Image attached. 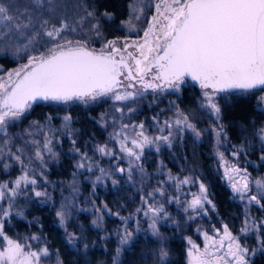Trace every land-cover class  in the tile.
<instances>
[{"label": "snow or ice", "instance_id": "obj_1", "mask_svg": "<svg viewBox=\"0 0 264 264\" xmlns=\"http://www.w3.org/2000/svg\"><path fill=\"white\" fill-rule=\"evenodd\" d=\"M108 7L103 0H0V53L26 60L0 77V171L7 174L15 164L21 166L15 179L0 181V238L4 242L0 245V264H44L51 256L55 257V264H65L58 250L51 253L46 243L37 245L34 250L30 244L7 236L4 227L6 218L13 214L23 216V210H17L16 204L20 196L29 201L32 196L40 198L41 204L52 202L47 190H37L35 169L31 165L38 161L43 167L45 154L57 156L51 146L50 133L60 131L69 138L75 134L71 128L72 117L68 114L58 130L50 127L52 117L46 118L45 125L32 121L19 134H11L10 128L22 122L26 113L40 102L89 105L102 98L110 99L111 121L107 114H102L101 120L105 127L117 125L108 138L116 147L97 144L94 150L113 161L127 160L128 166H115L111 172L99 168L98 162L75 147L77 141L72 139V151L79 156L75 167L89 173L99 169L100 175L92 181L93 194L96 185L115 174L126 175V183L130 186L135 184V175L139 174L143 184L147 176L142 163L146 150L155 149L159 153L162 147L172 149L177 141L183 140L186 132L200 140L207 129H198L192 122L193 117L182 111L175 101H170V106L164 110L175 108L173 117L163 122L153 117L157 134L149 135L143 121L136 125L123 122L136 111L127 104L143 98L149 90L155 104L158 96L180 93L189 80L201 90L198 107L215 118L212 128L216 139L214 155L223 169L221 179L231 188L233 197L245 204V212L236 234L227 223H221L219 228L213 226V234L201 233L203 247L190 236L184 237L186 264H254V256L258 253L264 256V218L252 216L248 209L257 206L264 211V176L253 178L247 168L229 162L219 151L223 146L220 138L223 136L226 141L227 134L219 123L222 108L218 93L231 95L234 90L240 95L254 97L256 108L264 113V0H153L150 3L128 0L127 19L121 20L118 27L132 32L146 19L147 27L137 40L104 38V25L112 22L115 16ZM152 8L154 14L146 18V11ZM92 40L103 41L99 50L89 47ZM257 92L262 95L257 96ZM38 133L43 134V141L35 139ZM258 138L264 145V126L258 129ZM18 140L23 143L13 151ZM33 147L34 151L26 152ZM243 151V145L234 146L231 155L239 157ZM260 159L264 160V155ZM158 174L165 179L158 181L152 191L138 190L142 204L129 216L119 217L122 227L115 233L99 237L101 240H108L111 235L117 238L112 264H123V253L132 251L141 231L153 238L156 245L147 255L141 253V258L152 257L154 264H172L170 246L161 226L171 222L179 229L180 223L171 217L165 204L175 203L181 207L187 221L207 215L208 206L215 209L202 178L191 172L183 177L163 171ZM118 183L112 179L114 186ZM166 186L173 187L175 194L168 196ZM184 186H196L198 190L185 192ZM78 194L79 187L74 179L69 196L62 199L58 208L53 202V210L59 227L65 230L66 245L75 253L86 254L89 244L83 226H80L79 235L67 231L73 209L89 210L76 208ZM157 196L162 199L157 201ZM104 207L107 209L106 205ZM93 209L98 215L91 225L102 230L103 213L94 202ZM108 214L119 216L111 210ZM134 218L137 225L130 230V221ZM141 222L146 223V228L140 227ZM248 234L254 235V246L242 239ZM26 239L40 240L41 237L33 234ZM75 264H79V257Z\"/></svg>", "mask_w": 264, "mask_h": 264}, {"label": "trees", "instance_id": "obj_2", "mask_svg": "<svg viewBox=\"0 0 264 264\" xmlns=\"http://www.w3.org/2000/svg\"><path fill=\"white\" fill-rule=\"evenodd\" d=\"M108 5V10L115 13L114 20L104 25L103 34L106 40L122 38L121 29L118 27L120 21L127 17L126 4L128 0H103ZM103 10V9H101ZM22 59L16 61L10 56L0 53V66L5 70H12L16 66L25 63ZM200 91L187 83L180 93L171 96L172 100L179 104V107L189 114L194 111L197 117V110H200L197 104V97ZM261 93L257 92L259 96ZM103 101H100L99 107L76 104L67 111L66 114L72 117V129L75 134L71 139L90 145V141L96 136L102 134L100 124L97 122L98 114L102 111ZM56 102H40L26 113L25 118L39 123L46 120L47 117H55ZM255 98H249L246 95H240L236 92L229 95V100L221 103L220 120L224 125L225 133L231 144L244 146V152L252 161L259 160L261 151V142L258 138V129L264 123V113L256 108ZM59 113V111H58ZM59 115V114H58ZM193 117V114H189ZM200 127L208 124L206 114L200 115ZM12 127L11 130H15ZM206 132V131H205ZM100 141V140H99ZM182 143V144H181ZM176 143L172 151L162 157L166 161L170 170H177L178 167H188L192 169L193 174L202 178L208 186L210 199L215 205L214 215L222 222L230 225H237L241 219L242 206L234 200L226 184L221 179L219 173L215 170L214 158L211 155L210 135L205 133L202 141L196 142L192 137L186 136L183 142ZM78 145V144H76ZM71 143L64 141V146L58 150L57 156L49 163L47 170L40 179L39 190H47L52 197V202L41 204L40 198L32 196L31 201L27 200L22 204L23 216L13 214L5 220L4 232L7 236L28 241L27 237L33 234L40 236L43 243L47 244L51 253L59 251L65 264H75L79 257V264H112V256L117 247V238L111 235L108 240H101L108 234L115 233L118 225H121V217L124 214L123 208L126 206L128 214L134 210L138 195L133 189L119 182L113 185L111 180L102 181L96 185L93 194L94 178H83L77 176L72 166V157L68 154ZM260 173H264V164L258 168ZM75 174V177H74ZM77 176V177H76ZM90 176V175H89ZM78 184L79 194L75 200L76 208L89 209L88 211H76L73 209L72 216L69 218L68 232H76L79 235L80 226H83L89 249L86 254L75 253L65 242V230L59 227L53 210L60 206V202L65 196H69L73 181ZM31 194V191H29ZM93 202L96 208L101 209L103 213L102 230L92 227L91 222L97 215H92L90 211L93 208ZM107 206L105 209L104 206ZM108 210L113 213H119V216L108 214ZM145 228L142 227V229ZM168 229V228H167ZM175 228H169L166 231V237L170 246V259L172 264H185V242L182 232ZM182 231V230H181ZM1 242V238H0ZM95 242V243H93ZM155 242L148 234L141 231L137 234L132 251H125L121 257L123 264H153L152 257L148 259L141 258V253L145 255L155 247ZM254 264H264V256L258 254L254 258Z\"/></svg>", "mask_w": 264, "mask_h": 264}, {"label": "rangeland", "instance_id": "obj_3", "mask_svg": "<svg viewBox=\"0 0 264 264\" xmlns=\"http://www.w3.org/2000/svg\"><path fill=\"white\" fill-rule=\"evenodd\" d=\"M153 2V0H146V3H150ZM152 11L153 8L151 10H147L145 13V17H151L152 16ZM127 19V17L125 18ZM147 27V23H146V19L144 22H140L137 25V28L135 31H128L126 28L121 29L122 35L123 37L121 38V40H123L124 38H128L129 40H137L140 39L143 36V30ZM76 39H79V37H76ZM103 41H96V40H92L89 43V47L90 48H94L96 50H99L101 47V43ZM122 47V44L119 45ZM4 54V53H2ZM10 56L12 59L16 60V61H20L22 59L25 58H21V57H14L11 54H5ZM0 77H4L6 73H8L11 70H5L2 66H0ZM177 94V93H175ZM175 94H164L162 96H158L157 102L155 104L152 103V94L151 93H147L143 98H137V101L135 103H128L127 107H132L135 108L136 111L132 114H130L129 116H126L125 119L123 120L124 123H128L131 125H136L139 124L141 121L144 122L145 124V128L147 130V134L149 135H155L157 134V128L154 126V121H153V117H157V119L160 122H163L166 119L172 118L173 117V113L175 112V108L172 109V111H167L164 109H167L170 105L169 102L173 101L171 96L175 95ZM262 95V93L260 94ZM200 94L198 95L196 101L198 100ZM107 99V98H102L100 101H103ZM218 100L219 103L221 105L222 102L224 101H228L229 100V95H225L224 93H218ZM100 101L94 102L89 104L88 106H95V107H99L98 104H100ZM176 103V102H175ZM76 104H81V103H70V104H54L56 105V107H54L53 109H56L54 112L55 117L57 118V120H51L50 122V127L52 129H61L62 125H63V117L66 115L65 111L68 112V110L70 109V107L76 105ZM82 105V104H81ZM176 105L179 106L178 103H176ZM84 106V105H82ZM102 111L98 114V118H97V122L100 124L101 130H102V134H100L99 136H96L95 139L90 141V145H88V143L86 144L85 141L81 143H76L78 145H75V147L80 148L81 152L84 153L86 152L87 155L89 157H93L94 161L98 162V166L99 168H104L108 171H112L114 169L115 166H120V167H127V160L124 161H113L111 157L108 156H100L98 154L95 153V145L97 144H106L108 143L109 147H113L115 148L116 146L112 143L108 142V138H109V134L112 133L114 131V128L117 125H112L109 124L107 127L104 126V121L101 120V115L102 114H107L108 120L111 121L112 118V112H113V108H112V101L110 99H107V102H104L102 105ZM123 106V105H121ZM180 108V107H179ZM99 109H101L99 107ZM181 109V108H180ZM200 109V108H199ZM164 110V111H162ZM182 110V109H181ZM59 111V113H58ZM183 111V110H182ZM125 112H126V108H125ZM185 112V111H184ZM197 112V117L196 114L194 113V111H190L189 114H193L194 118L192 119V122L196 125V127L200 130H204L207 129V133H209L210 135V145H211V155L214 158V163H215V170L219 173L220 177L223 175V169L220 168L218 166V160L215 157L214 153L216 151V139L213 135L212 132V128L215 124V118L212 117L209 113H207L204 110H197L195 111ZM186 113V112H185ZM206 114V116L208 117V124H206V126L204 127H200V115L202 114ZM59 114V115H58ZM187 114V113H186ZM187 114V115H189ZM117 117L119 118V114H116ZM71 116V115H70ZM191 117V116H190ZM46 121V120H45ZM45 121L41 122V125H45ZM32 121L28 120V118H24L22 122H17L16 124V129L15 130H11V128L9 129L11 134H19L22 132L23 129L27 128L29 126V124ZM219 123L223 125V123L221 122V120H219ZM224 126V125H223ZM264 126V123L261 125ZM72 128V126H71ZM45 131H47V126H45ZM225 131V130H224ZM205 131H203L202 134V138L200 140H195V138L193 137V135L191 133L186 132L184 134V137L186 136H190L192 137L196 142H200L203 139L204 134L206 133ZM166 134V133H165ZM50 136L53 138V143H52V149L54 152H58V150H61V148H63L64 146V141H66L67 143H71V146L69 149H67L68 154L72 157V166L75 170V173L77 176H81L83 178H94L97 175H100L99 173V169L97 168L95 171L89 173L86 170H77V168L75 167L76 163L79 161V156H77L73 151V144H72V137L69 138L67 137V135H62V133L60 131H56L54 134L50 133ZM183 137V138H184ZM58 138V139H57ZM31 139V137L29 138ZM35 139H38L40 141H43L44 137L42 133H38L35 136ZM221 142L223 144L222 147L219 148V151L223 152L226 159L229 162H233L236 163L239 167L241 168H247L248 172L251 173V176L253 178L256 177H260V176H264V173H260L258 171V168L260 167L261 164H264V160H261L260 157L262 155H264V152H262V147H264V145H262L261 142V151L259 152V160L256 161H252L249 156L243 151L241 153V155L239 157H233L231 155V153L234 151V146L236 148H239L240 146L235 145V144H231L227 138V140L225 141V138L222 136L221 138ZM100 140V141H99ZM260 140V139H259ZM77 141V140H76ZM78 142V141H77ZM182 141H177L176 143L180 144ZM23 143V141H16L15 146H13V151H15V148L17 146H20ZM182 144V143H181ZM180 144V145H181ZM173 149V148H172ZM172 149H168L167 147H162L161 151L159 153H156L155 149H151V150H146L145 152V159L142 161L144 169L147 173V176L145 177V182L143 184H141V177L139 174L135 175V184L134 185H129L126 183L127 181V176L126 175H121V174H115L114 176H112L111 178L108 179H104L102 181H107V180H111L115 179L121 183H125L126 186L130 187L131 189L134 190V192H136V194L138 195V199L135 202V208H137L138 206H141L142 202L140 200V192L138 191L139 189H143V192H148V191H152L154 188L157 187V182L160 180L165 179L164 175H159L158 173L160 171H163L164 173H170L173 176L179 175L181 177L189 175L190 172L191 174H193L195 171L192 172V169H189L188 167H178L177 170H170V167L167 165L166 161L162 160V157L166 154L168 156V153H170L172 151ZM34 147L31 150H27L26 152L29 151H34ZM54 158L45 154L44 156V166L41 167L40 163L38 161H34L31 165L32 168L35 169V177L37 179L38 182V186H37V190H39L40 188V179L43 177V175H41L40 173L42 172L44 174V172L47 170V166L49 165L50 162H52ZM4 162H7V160H5ZM25 162L27 163V160H25ZM21 172V166L19 164H15L14 167H11L10 169L7 170V174H4L3 171H0V181L3 180H11V179H15ZM90 175V176H89ZM76 176V177H77ZM223 180V179H222ZM101 181V182H102ZM223 182L226 184V186L228 187L231 196L234 200L238 201L241 206H242V212H241V219L239 220V223L237 225H229L230 229L233 231L234 234L239 232V229L241 227V221L243 219L244 216V212H245V204L243 202H241L238 198H234L233 197V193L231 191V188L228 186V184L226 183L225 180H223ZM167 187V194L168 196L174 195L175 194V189L173 187ZM197 187L196 186H184V191L185 192H191V193H195L197 192ZM32 191L31 186L28 187V192ZM182 198H184L182 196ZM187 198H190L187 197ZM157 201H160L162 198L160 196L156 197ZM209 199H210V195H209ZM28 199H26L24 196H20L19 198H17L16 200V204H17V210H20L22 207V204L25 203ZM6 206V204L4 205ZM166 210L169 212V214L171 215V217L174 220L179 221L180 223V228L181 230H179L180 232H182V237L184 239V237L186 236H190L192 238V240L199 245L200 247H203V243H204V239L203 236L201 235V233L203 231H207L209 232V234H213L212 229L213 226H215L216 228H219L221 226L222 222L218 217L213 216L214 215V210H212L211 206L209 207V211L207 213V215H201L200 217H197L195 220L193 221H187V216L185 213H183V209L181 207H179L177 204L172 203V204H165ZM133 210V212H134ZM251 213L252 216L256 217V218H264V211L260 210L257 206H250L248 209ZM124 214L122 215L123 217H127L129 216L128 214V210L126 209V206H124L123 208ZM90 213L92 215H98L94 209L92 208V210L90 211ZM142 216V214H141ZM7 219V218H6ZM137 225V220L134 218L130 221V230L135 228ZM146 228V223L141 222L140 227H144ZM122 227L121 225H118L117 228ZM169 228H175V226L171 225V222H169L168 225H164L161 226V232L164 235V237H166V231ZM11 238V237H10ZM167 238V237H166ZM14 239V238H12ZM242 239L244 241H246L249 245L254 246L255 245V239H254V235L253 234H248L246 236H243ZM14 240H18V239H14ZM20 242H22L21 240H18ZM185 242V248L187 247L186 241ZM3 239L1 238V242L0 245H3ZM22 243H26V244H30L33 249L35 250L37 245L39 246H43L44 243L43 241L40 240H28ZM44 264H55V257L51 256L50 258H46L44 260ZM154 264V263H153ZM185 264H186V260H185Z\"/></svg>", "mask_w": 264, "mask_h": 264}, {"label": "water", "instance_id": "obj_4", "mask_svg": "<svg viewBox=\"0 0 264 264\" xmlns=\"http://www.w3.org/2000/svg\"><path fill=\"white\" fill-rule=\"evenodd\" d=\"M20 65H21V64H20ZM17 67H19V65L16 66V68H17ZM16 68H14V69H16ZM12 70H13V69H12ZM188 83H189L190 85H192L195 89L201 91L200 88H199V86H198V84H194V82H192L191 80H189ZM233 92H235V91L233 90ZM148 93H151V91L149 90Z\"/></svg>", "mask_w": 264, "mask_h": 264}, {"label": "flooded vegetation", "instance_id": "obj_5", "mask_svg": "<svg viewBox=\"0 0 264 264\" xmlns=\"http://www.w3.org/2000/svg\"><path fill=\"white\" fill-rule=\"evenodd\" d=\"M153 14H154V8H153V11H152V15H153ZM258 254H259V253H258ZM258 254H257V255H258ZM254 258H255V256L253 257V260H254Z\"/></svg>", "mask_w": 264, "mask_h": 264}]
</instances>
